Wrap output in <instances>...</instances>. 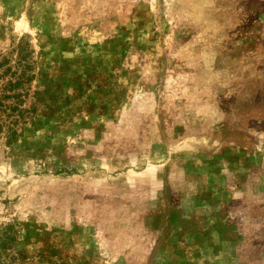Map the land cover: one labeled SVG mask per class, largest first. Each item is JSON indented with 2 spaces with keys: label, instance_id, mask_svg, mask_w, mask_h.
<instances>
[{
  "label": "rangeland",
  "instance_id": "374dc122",
  "mask_svg": "<svg viewBox=\"0 0 264 264\" xmlns=\"http://www.w3.org/2000/svg\"><path fill=\"white\" fill-rule=\"evenodd\" d=\"M19 60L0 264H264V0H0Z\"/></svg>",
  "mask_w": 264,
  "mask_h": 264
},
{
  "label": "trees",
  "instance_id": "16d2710c",
  "mask_svg": "<svg viewBox=\"0 0 264 264\" xmlns=\"http://www.w3.org/2000/svg\"><path fill=\"white\" fill-rule=\"evenodd\" d=\"M0 66L1 63H0ZM29 65L26 62L16 63L14 71L5 67L0 73L1 76L8 74V78L0 83V135L4 136L5 144L10 145L19 136L21 127L24 124L27 110L22 108L23 97L27 94V85L32 75L28 73ZM10 229L5 230L3 239L0 240V250L5 252L7 243L13 241L9 237Z\"/></svg>",
  "mask_w": 264,
  "mask_h": 264
}]
</instances>
